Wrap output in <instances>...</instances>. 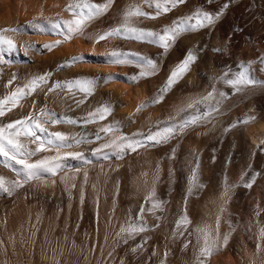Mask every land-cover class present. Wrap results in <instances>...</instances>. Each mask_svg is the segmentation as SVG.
Listing matches in <instances>:
<instances>
[{"label": "bare ground", "instance_id": "bare-ground-1", "mask_svg": "<svg viewBox=\"0 0 264 264\" xmlns=\"http://www.w3.org/2000/svg\"><path fill=\"white\" fill-rule=\"evenodd\" d=\"M213 1L189 0L186 14H190L197 8L215 12L225 10L223 6L227 0H223L221 5L218 3L219 6H213ZM95 2H102V0H95ZM67 3L68 0H0V27L16 28L18 32L15 38L18 45H34L29 48L27 54L18 47L15 53L7 55L9 63L0 64V97L15 88L17 83L23 84L27 78L47 72L52 73L47 87H51L55 81L85 76L97 77L115 73L119 74V78L107 83L100 82L95 93L88 97L79 108L74 106L72 98L66 97L65 93L59 90L50 93L46 98L44 92L47 91V87H45L44 91L34 93L21 101L22 106L13 109L10 116L4 118V122L27 115L33 110V100L36 102L35 110H39L47 103L48 107L58 114L66 113L72 117H83L101 103L111 102L113 112L106 121L89 124L86 127L60 124L50 130L90 135L98 127L111 123L113 120L124 121L125 126L122 131L129 135L137 130L147 131L149 128L155 130L156 121L166 120L189 96L206 94L213 83V77L222 75L229 67L239 69V62L242 61L232 52L224 51L226 45L221 36L222 29L225 28L219 24L211 27L209 36L202 38L191 34L181 36L168 52H163L155 45L121 38H110L96 43L93 39L95 34L119 23L121 13L130 0H115L108 14L89 25L85 36H75L49 51L43 47L44 44L62 39L57 30L43 20L40 21L43 31L31 27L27 22L38 17L41 11L44 16L55 17L60 14L63 19H69L70 14L64 10ZM263 6L264 0H255V2L236 0L222 21L224 25L244 24L249 21L250 29L264 31ZM145 11H153V9L145 6ZM175 17L169 13L156 20H142L139 26L159 29L162 25L170 24ZM253 31L249 33L252 34ZM259 39H261L264 53V35ZM204 43L207 45L203 46ZM193 48H199L202 52L198 53V60L191 67L190 72L177 86L165 94L163 102L148 105L137 112L139 105L156 94L157 89L167 79L170 70L184 58L186 51ZM112 49L136 51L143 55L157 57L160 74L155 75L156 82L148 83L144 80L130 82L125 79L126 75L135 74L139 69L133 65L105 62L99 54ZM93 52L97 55L87 56L83 62L70 64L62 69L58 67L69 63L73 56ZM200 56L206 60L204 67L199 65ZM252 69L254 78L264 81V77L258 74L260 71L254 67ZM13 74L17 76V81L6 88L5 85ZM217 87L228 93L229 99L225 101L223 114L213 123L195 127L185 136L172 142L169 141L151 149H139L127 157L128 153L123 158L115 154H110L107 160L94 156L91 149L97 147L100 142L79 145L67 150L83 151L92 164L69 160L70 167L67 169L69 176L75 173L76 169L80 170V174L74 181L69 180L67 186L60 179L64 173H60L55 178L45 177L47 183L33 182L25 185L10 199H3L2 196L7 195L0 194V240L4 241V244L0 245V264H57V261L59 264H120L121 258L124 259L125 264H159L166 250H170L167 264H193L194 248L190 246L182 251L185 238L173 240L171 237L174 221L180 216L185 206L192 221L190 230H194L197 225L214 226L217 206L224 190L225 176L229 184L238 185L234 188L237 190L243 188L240 177L244 173H247L246 179L259 173L256 177L264 183V151L261 150L264 148V144H261L264 141V126L258 124L247 131L243 128L231 133L225 131L228 128L226 117L229 111L234 120H243L244 116H241L240 112L246 111V108H255L253 107L255 103L264 101V93L247 91L244 94H233L227 85L218 83ZM262 88L264 92V87ZM242 97L244 102H248L245 104H248L246 108L236 103L242 102L239 100ZM80 98L82 94H77L76 99ZM203 107L201 106V110ZM130 114H134L131 122L127 120ZM172 149H175V157L169 159ZM197 156L200 163V182L205 187L188 196L189 177ZM157 165L160 168V179L156 185L157 196L166 202L160 227L141 234L135 241H129L127 245L117 246L114 240L115 233L125 222L129 213L131 212V215L135 217L138 213L135 208H140L142 204L145 208L150 206L144 197L157 175ZM113 169L116 170L113 171ZM9 170L0 164V174L13 177ZM85 171L88 172L87 184L83 181ZM53 179L55 183L52 182ZM117 182H119L118 192ZM71 183L77 186L71 188ZM81 187L85 194L83 204L80 202ZM231 194L230 192L229 195ZM194 195L201 197L195 201ZM240 210H244L243 219L248 224L241 231L243 240L236 239L235 233L232 232L227 247L211 256L209 264H253V262L261 264L264 260V252L256 254L260 228L264 227V192L254 193L248 200L232 199L231 196L224 221L236 220ZM157 215L160 213L157 212ZM145 219L149 224L155 223V218L149 213L145 214ZM229 230V224L222 222L221 233L229 232ZM33 232H35L34 237ZM144 235L150 236L151 239L146 245V250L134 257L129 249L139 243ZM9 237L14 238V244L9 242ZM234 239L237 246L233 245ZM192 240L194 244V236ZM93 246L95 251L92 250ZM113 249H115L113 256L109 257L108 253ZM153 250L156 251V256H152Z\"/></svg>", "mask_w": 264, "mask_h": 264}, {"label": "snow or ice", "instance_id": "snow-or-ice-1", "mask_svg": "<svg viewBox=\"0 0 264 264\" xmlns=\"http://www.w3.org/2000/svg\"><path fill=\"white\" fill-rule=\"evenodd\" d=\"M114 3L115 0H102V2H95V0H68L64 10L70 14L69 19H63L60 14H57L55 17L44 16L43 11H41L38 17L27 23L31 27L43 31V26L40 23L43 20L57 30L62 39H57L50 44L43 45L45 49L51 51L53 48L73 39L75 36H85L89 25L108 14ZM186 3L187 0H130L128 6L121 13L120 22L102 32H97L93 39L96 43L110 38L134 40L155 45L162 49L163 52H168L183 34H191L210 28L220 19V15L222 14V10L213 13L197 8L190 14L176 17L170 24L162 25L159 29H149L139 26L142 20H156ZM145 6L153 9V11H145ZM228 6L226 3L223 7L226 9ZM17 32L16 28L0 27V64L9 63L7 55L15 53L18 47L25 54L28 53L29 48L34 47L32 44L28 46L18 45L15 38ZM198 53L199 48L187 50L184 58L170 70L167 79L157 89L156 94L139 105L136 111L139 112L148 105L163 102L165 94L177 86L184 76L190 72L191 67L198 60ZM94 55L97 54L94 52L88 54L82 53L71 57L69 63L59 65L58 67L62 69L70 66V64L83 62L87 56ZM99 55L108 63L135 65L139 71L130 76H125V79L130 82H137L141 79L155 76L159 71V63L156 59L136 51L112 49ZM260 61L264 63V56L260 57ZM253 63V61H241L239 62V70L234 74L229 69L223 72L222 75L213 77V83L206 94L186 98L182 101L181 106L177 107L174 113L169 115L166 120L156 121L155 130L152 128H149L147 131L137 130L130 135L122 131L125 122L119 120H113L111 123L98 127L90 135L50 130V128L60 124L86 127L89 124H98L101 121H106L113 112L111 102L101 103L88 111L83 117H72L66 113L58 114L54 109L49 108L47 103L40 107L39 110H35L36 102L33 100V110L29 111L27 115L19 119H8L7 122H4V118L9 117L13 109L22 106L21 101L32 96L34 93L44 91L49 79H51L52 73L47 72L33 75L27 78L23 84L17 83L15 88L8 91L3 97H0V164H3L4 167L14 173L13 177L0 174V194L12 197L20 189L24 188L25 185L33 182L37 184L41 182L47 183L45 177L55 178L60 173H64L60 179L67 186L69 180L74 181L76 176L80 174V170L76 169L75 173L69 176L67 171L70 167L68 164L69 160H79L84 164H92V161L86 158L83 151H68L67 149L100 142L97 147L91 149L94 156L107 160L110 154H115V156L123 158L128 153H135L139 149H147L149 146L155 147L166 144L176 137L185 135L195 127L213 123L223 114L225 101L229 99L228 93L217 87L218 83L227 85L233 94H244L257 86L264 87V81H258L252 75ZM116 78H119V74L112 73L102 74L97 77L85 76L71 80L55 81L51 87H47L44 95L47 98L50 93L59 90L60 92H64L66 97L72 98L74 106L79 108L88 97H91L95 93L100 82L107 83ZM16 81L17 76L13 74L5 87L13 85ZM77 94H82V98L76 99ZM201 106H204L203 110H201ZM133 115L130 114L127 118L129 122L132 121ZM254 119V116H247L243 120L238 119L226 128L225 131H230L240 124H247ZM261 144H264V141ZM261 150L264 151V148ZM174 157L175 149H172L169 159H173ZM199 169L200 163L197 156L189 177L188 196L205 187L200 182ZM115 170L113 169V171ZM159 171L160 168L157 165V175L144 197L150 206L145 208L142 204L135 217L131 215V212L129 213L125 222L119 226V230L115 233L114 240L117 246L121 244L127 245L129 241H135L141 234L160 227L166 202L157 196L156 185L160 179ZM144 175L146 176L147 174L145 173ZM257 175L259 173L253 174L250 178L246 179L247 173H244L240 177V183L247 188H251L256 181ZM83 181L84 184L88 183L87 171L83 173ZM52 182L55 183V179ZM145 184H147V181H145ZM76 186L75 183H71L70 185L71 188H75ZM237 186L236 184H229L227 176H225L224 190L217 206L214 226L210 224L204 226L197 225L194 230H190L189 226L192 224V221L188 215L186 206L180 216L174 221L171 237L173 240L180 237L185 238L182 251L188 249L190 246L194 248L195 258L193 264H209L211 256L227 247L231 233L235 231V225H232L230 221H224V216L228 211V204L231 200L229 193ZM118 191L119 182H117ZM69 196L71 197L70 190ZM84 199L85 194L83 187H81V204H83ZM98 203L99 197L97 196ZM113 206L115 210V199ZM157 212L160 215H157ZM146 213L151 214L155 218V223H148L145 219ZM37 221H39V217H37ZM222 222L229 224V232L221 233L220 226ZM32 236H35V232L32 233ZM193 236L195 237L194 244L192 240ZM149 239H151L150 236L144 235L139 243L134 244L129 249L130 254L136 257L138 253H143L146 250ZM9 242L14 244V238L9 237ZM3 244L4 241L0 240V245ZM92 250L95 251V246H93ZM114 251L115 249L109 252L108 256L112 257ZM262 252H264V227L260 228V235L256 244V254L259 255ZM169 254L170 250H166L163 257L159 260V264H167ZM156 255V251L153 250L152 256ZM57 264H59V261H57ZM120 264H125L123 258L120 259ZM261 264H264V260L261 261Z\"/></svg>", "mask_w": 264, "mask_h": 264}, {"label": "rangeland", "instance_id": "rangeland-1", "mask_svg": "<svg viewBox=\"0 0 264 264\" xmlns=\"http://www.w3.org/2000/svg\"><path fill=\"white\" fill-rule=\"evenodd\" d=\"M187 1H188V5H189V0H187ZM252 1L255 2V0H252ZM221 2H223V0H214L213 6H219L222 4ZM235 2H236V0H227L224 2V3H227L229 6L222 12V14L220 15V19L215 23V24H219L220 26H222V28H223V26L225 28V29H222V36L223 37L221 36L222 41L226 45V48L224 49V51H226V53L232 52L233 54L236 55L237 58H239L242 61H244V60L245 61L246 60L247 61H253L254 63L252 64V67L257 68L258 71H260V72H258V74L260 76L264 77V63H261V61H260V57L264 56V53L262 51L263 46H262L261 39H259L260 36L264 35V31L262 29H255V31H253V29H250V24H249L250 22L249 21H247L244 24H239V23H237V24L236 23H232V24L230 23L229 25L226 24L227 27H226V25H224V23L222 21V19L224 18V15L228 12V10H230V8L235 4ZM218 3H219V5H218ZM188 5L186 3L185 5L179 6L177 9L173 10L171 12V14L173 15V17L174 16H176V17L183 16L184 14H186V11L188 10V8H187ZM263 9H264V6H263ZM180 11H181V13H180ZM174 12H175V15H174ZM210 12L216 13L213 10H211ZM176 13H178L179 16ZM164 16H166V15H164ZM161 18H162V16H161ZM248 25H249V27H248ZM213 26H211V27L213 28ZM211 27L203 29V30H199V31L194 32V33H191V35H195L197 38L209 36L211 34V30H212ZM249 31H253V33L251 34V33H249ZM182 36H187V35L183 34ZM205 45H207V43L203 44V46H205ZM123 46H125V45L123 44ZM201 52L202 51L199 50V53H201ZM200 57L201 58H199V65L204 67L206 60L203 58V56H200ZM152 58L159 61V59L157 57H152ZM133 66H135V65H133ZM229 69H231V72L233 74L239 70L237 68L229 67L225 71H227ZM157 73L159 75L160 71H158ZM154 78H155V76H152V77H148L145 79H141L139 81L144 80V81H148V83H153V82H156L155 81L156 79H154ZM248 92H259L260 94L264 93L263 88L260 86L252 88V89L248 90ZM242 98L239 99L242 102H236V103H237V105L240 103L239 105L244 106L246 108L248 104L247 105H245V104L248 102H244V97H242ZM251 103H253V102H251ZM253 107H255V108H248V109L246 108V111L240 112V115L244 116V119L247 116H254L255 119L248 122L247 124L238 125L237 127L231 129L229 131V133L234 132L239 128H243L244 131H247L249 128H252L253 126L258 125V124H262L264 126V101L257 102V104L255 103V105H253ZM234 122H236V120H234L231 117V111H229L228 115L226 117L227 127H229ZM183 136H185V135H183ZM181 137H176L175 139H172L170 141L172 142L173 140H176V139L181 138ZM147 149H151V146H149ZM129 155H130V153L127 155V157ZM9 173L14 176V173L11 170H9ZM27 185H30V184H27ZM242 187L243 188L241 190L233 189L232 190L233 192L231 191L232 199H237V200L238 199L239 200L246 199V200H248L251 198V195H253L254 193L259 194V192H260L262 194L264 192V183L258 177H256V181L251 188H247L243 185H242ZM237 195H239V197H237ZM199 197H201V196L200 195H194L193 199L195 201H197L199 199ZM2 198L3 199H10L11 197L2 196ZM135 209H137L136 211L139 212L140 208H135ZM243 214H244V210L243 211L240 210V212L237 213V219L234 221H231L232 225H235L234 237L236 239H239V240H243V233L241 231L248 226L247 222L243 219V216H244ZM236 239H234V241H233L234 246H237V244L235 242Z\"/></svg>", "mask_w": 264, "mask_h": 264}]
</instances>
